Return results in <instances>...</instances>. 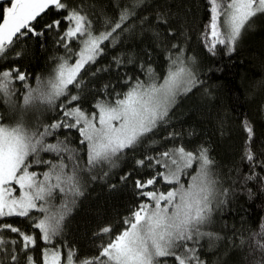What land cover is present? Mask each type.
I'll use <instances>...</instances> for the list:
<instances>
[{"label":"snow or ice","instance_id":"snow-or-ice-1","mask_svg":"<svg viewBox=\"0 0 264 264\" xmlns=\"http://www.w3.org/2000/svg\"><path fill=\"white\" fill-rule=\"evenodd\" d=\"M206 11L203 47L212 55L232 53L243 32L264 16V0H206ZM133 36L143 47L96 67ZM190 39L186 18L167 0H0V96L7 105L0 112V264H209L202 242L211 250L222 239L211 228L230 189L221 187L210 149L187 148L182 132L172 128L179 99L203 83L197 58L188 55ZM49 43L63 54L51 57L50 73L37 75L32 87L30 73L13 65L33 44ZM159 53L165 66L157 72L153 56ZM113 65L115 82L89 87ZM128 65L143 79L119 72ZM16 83L24 86L19 105ZM41 108L54 114L50 123L43 112L28 119ZM242 127L241 163L249 172L237 170V179L264 185V139L247 118ZM161 128L172 130L159 135ZM62 130L69 133L63 139ZM128 153L132 166L120 180L131 182L132 206L116 224L93 233L99 244L88 252L76 249L65 238L69 217L89 181L106 179ZM9 218H22V226L5 222ZM253 239L251 264H264V224Z\"/></svg>","mask_w":264,"mask_h":264},{"label":"trees","instance_id":"trees-1","mask_svg":"<svg viewBox=\"0 0 264 264\" xmlns=\"http://www.w3.org/2000/svg\"><path fill=\"white\" fill-rule=\"evenodd\" d=\"M102 2L106 4L108 0ZM167 2L173 6L174 11H179L182 19L186 18L191 36L187 45L188 55L197 58V74L203 82L190 95L179 99L172 112V128L182 132L187 148L192 149L203 144L210 149V155L216 161V171L223 181L221 187L230 189L225 204L214 215L211 228L222 239L216 242L211 250L207 240L202 242L207 253L204 258L209 264H251L256 258L250 255L254 250L253 234L259 232L264 224V185L257 180L248 181L245 185L242 180L237 179V170L243 175L249 172L247 162L241 163L246 139L242 127L245 118L253 124L257 138L264 139V41H258L264 38V16H258L255 26L243 32L234 52L227 53L225 50L212 55L203 47L200 39L201 25L207 22L206 0ZM148 3L151 5L154 0H148ZM142 15H148V11ZM126 41L121 47L108 51L107 56L103 57L96 67L108 64L112 56L122 51L143 47L135 36L127 37ZM62 54V50H56L50 43L46 48L33 44L29 55L13 66L26 69L30 73L28 83L35 87L37 75L46 77L50 73L53 67L51 57ZM164 57V53L153 56V67L157 72L165 66ZM116 72L113 65L111 74H101V78L93 81L89 87L99 88L109 80L115 82ZM119 72L139 75L143 79V75L134 70L132 65L120 68ZM15 88L19 91L13 100L19 105L23 103L24 86L16 83ZM85 107L88 105L85 104ZM6 110L5 100L0 96V112ZM41 112L46 123L55 118L52 112L41 108L31 110L28 119H35ZM220 121H223V128L220 127ZM172 128H161L159 135H166ZM189 132L193 135L189 136ZM65 135H69L67 130L59 133L61 139ZM70 135L74 141L78 139L75 130ZM159 135L156 139H159ZM49 142L54 143L55 138H50ZM131 155L132 153H128L129 159L122 161L106 179L89 181L84 196L79 199L65 228V238L76 249L88 252L94 244L100 243L99 240H93V233L98 232L107 223L116 224L127 215L128 208L134 202V191L131 182L125 185L120 177L131 169ZM44 159L53 157L45 155ZM254 170L260 173L259 168ZM260 175L264 176V173ZM113 184L117 185L115 191L110 188ZM55 203L59 204V199ZM21 220L22 218H9L5 222L22 226ZM242 239L245 241L243 245ZM234 244L236 247H233ZM258 255L259 253L256 254L257 257ZM168 264H171V261Z\"/></svg>","mask_w":264,"mask_h":264},{"label":"rangeland","instance_id":"rangeland-1","mask_svg":"<svg viewBox=\"0 0 264 264\" xmlns=\"http://www.w3.org/2000/svg\"><path fill=\"white\" fill-rule=\"evenodd\" d=\"M259 40H260V41H264V38H262V39H258V41H259Z\"/></svg>","mask_w":264,"mask_h":264}]
</instances>
